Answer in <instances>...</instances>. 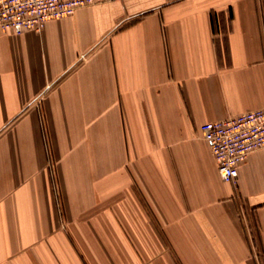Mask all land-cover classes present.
Wrapping results in <instances>:
<instances>
[{
  "label": "crops",
  "instance_id": "0c3cea01",
  "mask_svg": "<svg viewBox=\"0 0 264 264\" xmlns=\"http://www.w3.org/2000/svg\"><path fill=\"white\" fill-rule=\"evenodd\" d=\"M264 108V0H116L0 36V264H264V149L221 180L199 127Z\"/></svg>",
  "mask_w": 264,
  "mask_h": 264
},
{
  "label": "built area",
  "instance_id": "2783aa9c",
  "mask_svg": "<svg viewBox=\"0 0 264 264\" xmlns=\"http://www.w3.org/2000/svg\"><path fill=\"white\" fill-rule=\"evenodd\" d=\"M116 0H0V36L40 32L45 24L77 9ZM223 182L233 183L243 160L264 149V108L204 123L199 127Z\"/></svg>",
  "mask_w": 264,
  "mask_h": 264
}]
</instances>
